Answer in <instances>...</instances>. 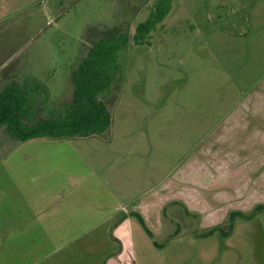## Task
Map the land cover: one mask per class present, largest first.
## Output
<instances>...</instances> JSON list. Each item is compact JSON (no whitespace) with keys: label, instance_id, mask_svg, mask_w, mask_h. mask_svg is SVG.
I'll return each mask as SVG.
<instances>
[{"label":"rangeland","instance_id":"rangeland-1","mask_svg":"<svg viewBox=\"0 0 264 264\" xmlns=\"http://www.w3.org/2000/svg\"><path fill=\"white\" fill-rule=\"evenodd\" d=\"M156 1L0 0V91L10 85L29 90L35 120L69 112L74 71L95 42L114 33L130 38L118 53L117 78L102 94L113 115L107 133L23 144L0 126V165L14 154L1 178L18 176L22 191L45 198L58 174L44 166L55 158L58 167L72 165L78 182L50 196L47 206L95 202L101 198L91 190L99 189L119 193L118 216L82 236L53 238L47 236L48 206L45 214L0 230L2 253L16 243L0 264H103L120 248L136 249L142 264H264V211L240 217L232 227H203L201 215L183 212L185 205L177 212L173 202L165 206L160 229L140 211L150 212L154 190L210 142L242 95L264 80V0H173L149 42L138 44L137 27ZM127 217L135 218L136 236L128 247L110 237ZM122 231L128 226L119 237ZM28 243L38 247L34 259L24 256Z\"/></svg>","mask_w":264,"mask_h":264},{"label":"crops","instance_id":"crops-1","mask_svg":"<svg viewBox=\"0 0 264 264\" xmlns=\"http://www.w3.org/2000/svg\"><path fill=\"white\" fill-rule=\"evenodd\" d=\"M233 103L231 102L232 106ZM231 109L222 123L221 131L210 138V142L203 143L201 147L205 145L198 153L189 155L175 176H168L166 181L162 182L159 191L154 190L155 196L151 197L153 200L148 206H152L150 212L140 208L147 224L150 221L157 229L162 228L165 206L173 202L179 206L177 212L185 205L187 209L183 212L201 215L198 222L200 226L209 225L216 228L224 222L230 223L232 216L236 214H252L257 206H264V80L259 86H253L243 94L240 103ZM11 156L0 165V175L9 171L10 165L13 164L10 161ZM23 159L27 160L25 156ZM71 166L68 164L64 168L58 167L55 158L51 166H44L48 169L49 175L58 174L54 182L46 185L45 198L33 190L31 193L22 191L19 184L21 178L18 176L11 180L0 176V180H3L0 182V230L16 227L20 220L23 221L32 213L45 214L43 212H46V208L49 209L48 206L52 209L47 211L46 219L49 218L48 221L51 222L47 236L53 238H76L90 232L89 229L92 227L114 220L118 216V208L114 202H118L119 193H107L106 190L104 192L99 189L91 190L92 195L101 198L95 202L61 201L47 206V201L62 189L70 190L77 184L78 176H73L75 171ZM75 174L77 175L76 172ZM38 183V181L34 183L35 188L39 187ZM98 192L103 195H99ZM45 202L47 203L39 208ZM96 202L99 204L93 205ZM134 221L135 218L127 217L120 223L117 222L121 225L115 231L116 237L110 233V237L113 235L112 240L116 242L123 239L126 247L132 245L136 237L132 232ZM124 225L128 226V232L122 231L123 236L119 237L118 232ZM15 245L16 243H13L8 246L13 250L8 251L10 248H6L4 253L1 252L0 245V260L6 257V254L13 255ZM24 248L26 249L24 256L34 259L38 247L28 243ZM137 254L136 249L127 251L120 248L111 255H105L107 259L103 264H124V257L127 264H142Z\"/></svg>","mask_w":264,"mask_h":264},{"label":"trees","instance_id":"trees-1","mask_svg":"<svg viewBox=\"0 0 264 264\" xmlns=\"http://www.w3.org/2000/svg\"><path fill=\"white\" fill-rule=\"evenodd\" d=\"M173 0H157L151 14L140 23L134 38L138 44L148 43L150 33L164 22L172 11ZM127 33L110 34L89 48L87 55L74 71V98L62 116L35 120L30 117L32 107L29 90L10 85L0 91V126H5L10 137L27 143L36 139L63 141L77 137H100L112 127V112L103 93L111 90L117 78L118 53L129 42ZM264 211L257 206L256 211ZM246 215L232 216V222ZM230 227V228H231ZM217 231V230H216Z\"/></svg>","mask_w":264,"mask_h":264}]
</instances>
